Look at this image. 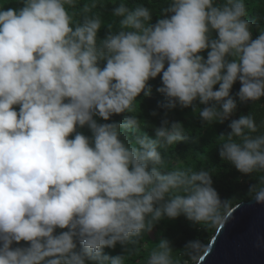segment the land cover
<instances>
[{
    "label": "clouds",
    "instance_id": "obj_1",
    "mask_svg": "<svg viewBox=\"0 0 264 264\" xmlns=\"http://www.w3.org/2000/svg\"><path fill=\"white\" fill-rule=\"evenodd\" d=\"M19 3L0 5V264H124V255L103 249L137 243L164 217L220 224L224 201L208 171L161 170L158 149L185 139L181 123L163 119L151 139L136 134L134 115L103 124L94 116L131 113L161 73L156 91L168 101L161 107L178 103L195 112L198 100L206 123L235 114L230 90L237 80L240 103L259 101L264 28L253 39L244 0H168L155 24L148 7L120 3L111 13L120 30L109 26L103 40L99 17L88 15L96 0L83 4L76 23L68 9L77 0ZM85 125L91 137L77 131ZM228 127L220 157L243 175L264 173V134L253 135L252 115ZM121 129L133 133L137 147ZM259 185L249 191L264 204V175ZM21 241L28 246L13 247ZM158 244L147 264H173L171 242ZM204 247L199 239L185 244L193 264Z\"/></svg>",
    "mask_w": 264,
    "mask_h": 264
},
{
    "label": "trees",
    "instance_id": "obj_2",
    "mask_svg": "<svg viewBox=\"0 0 264 264\" xmlns=\"http://www.w3.org/2000/svg\"><path fill=\"white\" fill-rule=\"evenodd\" d=\"M92 0H77L75 9H68L69 14L73 17V23L79 22L84 14L82 11L83 4L91 3ZM98 6L93 8L88 15L98 16L101 21V29L97 33L98 40H103L109 33L108 27L111 26L112 31H119V17L113 16V9L120 3H124L129 8L135 5H144L150 9L153 14L152 24H155L160 16V11L163 7H167L168 0H96ZM219 3L220 0H217ZM248 16L252 22V37L257 38L260 28H264V0H244ZM0 5L5 8H19L22 5L19 0H0ZM67 7V6H66ZM259 25V28L256 27ZM216 33H212V37L216 38ZM207 51L200 53L207 59ZM231 59V58H229ZM106 61H100L99 67L103 68ZM167 64L165 65V68ZM162 73L156 78L148 81V86L151 87V95L145 96L143 92L136 98L132 106L131 113L113 114L109 120L105 121L98 116L94 119L98 123H113L123 122L125 116L134 115L139 124L136 134H147L149 138L155 139V128L161 126L163 119L171 122H179L184 129L185 139L177 144L162 147L158 149L164 164L161 166L162 171H174L177 169L199 171L204 169L208 171L213 180V187L217 190L223 202L220 209L222 217L228 211L234 208L237 204L248 202L254 197V193L249 191V185L252 183L259 185L260 176L264 173H253L251 176L243 175L235 169L229 162L223 160L219 155L220 146L226 141V137H221V134L227 135L231 131L228 127L231 119H238L240 115L251 114L254 118L258 131L253 135L264 134V97L259 101H248L240 103L236 93L239 91L241 84L237 80L230 90V95L237 101V110L235 114L223 123L214 122L206 123L199 117V109L204 105L199 101H194L197 110L194 112L192 107H181L178 103L175 108L168 110L161 105L167 104V98L164 94L156 91L158 87H162ZM219 85L214 86L217 90ZM19 110V106H16ZM153 112L156 115H153ZM165 112L167 115L165 116ZM77 131L85 136L91 137V130L85 125L83 128L77 127ZM122 136L126 135V143L130 146L137 147L134 142L132 132H127L121 129ZM74 138V134L72 137ZM123 139V137H121ZM219 224L210 226L206 223L196 224L187 220L183 215L169 219L167 217L158 221L151 232L143 233L138 238L137 243L129 244L127 247H122L119 243L116 247L103 249V252L109 256L124 255V264H147L148 259L153 251L159 248L161 239H168L171 242L173 252L171 253L173 264H193L190 257L186 255L184 246L190 240L199 239L204 244V250L200 257L204 254L212 236L214 235ZM57 234L62 231L57 229ZM28 246L27 242L21 241L19 245L13 244V247ZM92 264V262H89Z\"/></svg>",
    "mask_w": 264,
    "mask_h": 264
},
{
    "label": "water",
    "instance_id": "obj_3",
    "mask_svg": "<svg viewBox=\"0 0 264 264\" xmlns=\"http://www.w3.org/2000/svg\"><path fill=\"white\" fill-rule=\"evenodd\" d=\"M199 264H264V204L253 197L228 211Z\"/></svg>",
    "mask_w": 264,
    "mask_h": 264
}]
</instances>
